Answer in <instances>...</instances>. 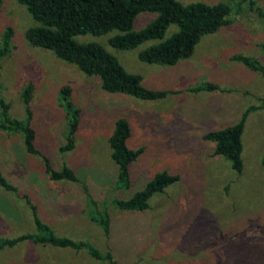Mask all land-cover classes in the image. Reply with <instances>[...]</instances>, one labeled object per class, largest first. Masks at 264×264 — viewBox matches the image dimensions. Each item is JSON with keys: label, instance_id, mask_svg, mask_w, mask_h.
<instances>
[{"label": "rangeland", "instance_id": "1", "mask_svg": "<svg viewBox=\"0 0 264 264\" xmlns=\"http://www.w3.org/2000/svg\"><path fill=\"white\" fill-rule=\"evenodd\" d=\"M175 1L221 2L231 11L227 25L201 36L191 55L173 66L139 61L138 53L158 40L117 50L108 44L115 31L72 38L101 47L126 73L139 76L142 87L169 93L144 101L106 93L97 77L32 46L24 35L37 24L16 0H0V48L9 32L8 53L0 59V96L9 106L7 116L24 119L22 96L30 88L34 146L53 170L66 167L77 180L50 181L41 158L25 152L21 136L0 131V174L16 188V193L0 188V239L34 234L25 196L56 237L84 242L101 256L109 251L112 258V263L99 261L85 249L25 241L0 250V264H227L230 252H264V79L231 59L240 55L264 66V0ZM155 18L154 13L138 14L131 31ZM175 31L169 26L162 40ZM206 84L217 89L190 91ZM63 88L79 112L74 145L66 152L60 148L71 112L62 99ZM251 106L256 109L244 121L242 168L236 173L213 155L214 145L204 135L237 123ZM118 119L129 125L128 149L142 148L128 167L129 185L123 189L116 187L107 142ZM161 172L178 180L152 195L146 209L116 207L115 202L129 200ZM103 213L109 219L108 237L99 225Z\"/></svg>", "mask_w": 264, "mask_h": 264}, {"label": "trees", "instance_id": "2", "mask_svg": "<svg viewBox=\"0 0 264 264\" xmlns=\"http://www.w3.org/2000/svg\"><path fill=\"white\" fill-rule=\"evenodd\" d=\"M24 6L30 18L37 24L25 32V39L32 46L49 50L56 58L72 64L80 73L99 79L102 91L110 94H122L133 98L154 101L164 98L168 92L152 91L140 85V77L126 73L117 61L97 45H82L73 41L80 34L99 36L115 31L108 44L117 50H130L143 42L158 40L138 53L139 61L146 64L173 66L180 59L189 57L193 47L201 36L213 34L227 25L230 7L225 3L204 4L193 2L181 5L175 0H16ZM254 4L249 2L250 9ZM140 13H154L156 18L140 31H131L135 17ZM174 26L176 31L162 40L166 29ZM9 32L2 36L0 59L8 53ZM264 54V44L260 46ZM233 61L239 62L251 72L258 73L264 79V66L256 59L234 55ZM217 88L211 84L197 86L190 91H213ZM66 109L71 112L67 122V136L61 152L70 151L74 145V134L77 127L78 110L68 100L66 88L61 90ZM25 117L22 121L7 116L8 104L0 96V131L19 134L27 154L41 158L44 173L50 181L76 182L74 174L66 167L55 171L47 159L34 146V131L31 127L32 115L29 109L30 88L23 93ZM264 107V105H263ZM251 106L241 115L239 121L221 130L204 135V139L213 143V155L220 156L230 165L231 170L239 173L241 162V135L246 115L255 110ZM130 128L125 119L114 122L112 134L108 138L110 158L116 166V187L127 188L129 185L128 167L142 153V148L130 150L127 140ZM264 165V151L261 157ZM178 177L161 172L134 193L126 201L115 202L116 207L125 211L146 209L148 199L160 194L175 183ZM0 188L4 192L16 193V188L7 183L0 174ZM23 199L28 206L35 228L34 234H23L12 239H0V250L12 248L22 242L34 245L49 246L58 249L79 251L85 249L94 260L112 263L111 254L107 251L101 256L90 245L75 242L64 237H56L52 230L43 224L36 213V207L27 197ZM93 206H96L94 202ZM98 217V216H97ZM99 225L104 237L109 235V219L106 214L99 215ZM108 250V248H107ZM227 264H264V252H230Z\"/></svg>", "mask_w": 264, "mask_h": 264}]
</instances>
